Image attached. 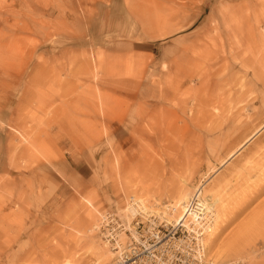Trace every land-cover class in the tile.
Segmentation results:
<instances>
[{"label":"rangeland","instance_id":"obj_1","mask_svg":"<svg viewBox=\"0 0 264 264\" xmlns=\"http://www.w3.org/2000/svg\"><path fill=\"white\" fill-rule=\"evenodd\" d=\"M250 102L264 0H0V264H113L102 215L175 220L199 188L205 257L264 264V129L223 164Z\"/></svg>","mask_w":264,"mask_h":264},{"label":"built area","instance_id":"obj_2","mask_svg":"<svg viewBox=\"0 0 264 264\" xmlns=\"http://www.w3.org/2000/svg\"><path fill=\"white\" fill-rule=\"evenodd\" d=\"M133 203L130 222L113 209L99 219L97 232L115 254L113 264H214L199 258L197 237L184 221L145 212Z\"/></svg>","mask_w":264,"mask_h":264},{"label":"bare ground","instance_id":"obj_3","mask_svg":"<svg viewBox=\"0 0 264 264\" xmlns=\"http://www.w3.org/2000/svg\"><path fill=\"white\" fill-rule=\"evenodd\" d=\"M237 37V36H236ZM238 39V38H237ZM260 102V101H259ZM248 107L251 111L253 112H259L261 111L264 107H263V103H256V102H250L248 104ZM264 110V109H263ZM262 116V115H261ZM262 119V118H261ZM264 129V126L260 127L258 130H256L248 139H246L238 148H236V150L229 156L228 159H226L227 161H225L223 164H225L226 162H228L229 159H232L238 152H240L243 147L249 143L251 140H253L254 138H256ZM162 130V129H161ZM161 132V131H160ZM163 133V132H162ZM171 133V130H170ZM155 134V133H154ZM159 134V133H158ZM161 134V133H160ZM169 136V134H168ZM142 144V143H141ZM144 147V144H142ZM142 147V146H141ZM142 147V148H143ZM145 148V147H144ZM171 149V148H170ZM258 153V152H257ZM254 159V158H253ZM252 159V160H253ZM252 162V161H251ZM222 164V165H223ZM215 171V170H214ZM197 193L195 194V197H192L188 194H181L180 198L178 199V201L176 202V205H173V207H177L180 204H183V210L181 212H179L178 217L175 219L176 221H184V223L186 222L184 219L186 217V211H188V216H189V210L192 208L193 205L189 206V202L193 199H197L199 202L196 203V206H193V208L197 209L198 211H195L196 213H193L192 215H194L196 221L192 222V221H188V223H185L186 227L190 226L191 229L188 228L189 231L194 232L195 236L197 237V244L199 245V258L202 259L203 261H210V259H207V257H205L208 253V248L209 246L207 245V247H205V236L206 233H209V238H208V244L210 243L209 239H213L214 234H215V230L213 231V227L215 229V226L213 224H211L212 221V217L211 215L208 216V214L210 213V209L213 205V203L211 202H206V200H210L209 197L207 198H201V188L197 189ZM213 200V199H212ZM211 200V201H212ZM180 201H182L180 203ZM137 207L142 208L145 212L148 211L147 207H146V202L144 203L143 201L139 200V201H133ZM180 207V206H179ZM188 208V209H187ZM175 209V208H174ZM182 209V208H181ZM194 209V210H195ZM178 210V209H176ZM180 210V209H179ZM163 213V212H162ZM166 213V212H165ZM177 212H175L176 214ZM199 213V214H198ZM156 214V213H155ZM172 214V213H171ZM186 214V215H185ZM215 219V218H214ZM213 219V220H214ZM217 220V218H216ZM215 221V220H214ZM94 229L96 231H98V224L94 227ZM207 241V240H206ZM104 242V241H103ZM106 244V243H105ZM107 245V244H106ZM108 246V245H107ZM111 249V248H110ZM104 254V253H103ZM115 255V254H114ZM214 264H223V263H216L213 262ZM64 264H76L74 263L72 260L68 259L64 262ZM98 264V263H97ZM200 264H208V263H200Z\"/></svg>","mask_w":264,"mask_h":264}]
</instances>
